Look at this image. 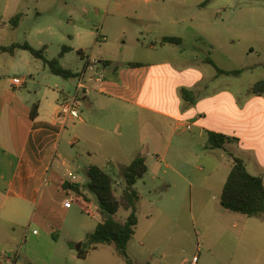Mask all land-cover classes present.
Returning a JSON list of instances; mask_svg holds the SVG:
<instances>
[{"label":"rangeland","instance_id":"obj_1","mask_svg":"<svg viewBox=\"0 0 264 264\" xmlns=\"http://www.w3.org/2000/svg\"><path fill=\"white\" fill-rule=\"evenodd\" d=\"M107 2L0 0V47L28 43L38 51L44 50L46 60H57L61 67L72 72L81 70L88 60L112 59L113 64L125 66L133 59L130 47L135 45L140 28L131 23L111 24V19L104 21L102 16L91 13ZM18 14L23 16L15 25L11 21ZM194 21L196 32L206 35L208 44L190 41L186 48L211 58L219 68L242 70L240 76L220 79L246 100L248 89L264 81V0H216L207 10L197 12ZM119 48L124 53L117 52ZM102 52L108 56H101ZM204 67L213 76L217 74L212 66ZM15 77L25 79L26 86L21 91L26 96L39 90L41 99L45 85H50L82 101L84 91H77L79 76L69 79L55 76L43 59L29 51H0V82ZM261 120L264 116L243 126L250 133L242 154L235 156L246 161L251 173L257 172L249 162L252 152L247 149L256 147L264 154ZM96 121L105 129L99 133L104 147L98 154L90 158L80 146L66 148L70 165L77 169L75 174L82 185L89 180L88 168L95 165L113 174L120 194L125 188L122 168L139 155L148 165V173L135 186L139 194L138 226L128 244L133 264H264V216L249 218L221 206L225 177L232 162L225 151L205 148L207 141L193 138V130L182 135L186 146L183 150L177 148L175 139L168 154L158 156L154 148L157 142L151 141L152 136L160 129L165 147L169 126L143 120L150 122L144 128L146 138L141 139V125L136 118ZM73 126L74 123H69L68 130L74 136L77 128ZM227 151L233 153L231 147ZM83 194L84 201L92 205L83 207L75 202L67 213L54 217L52 226L38 222L26 234L23 256H28L33 264H126L114 245H99L86 258H78L81 247H89L88 235L103 220L93 205L98 206L95 197L87 190ZM130 214L120 210L114 219L124 222Z\"/></svg>","mask_w":264,"mask_h":264},{"label":"crops","instance_id":"obj_2","mask_svg":"<svg viewBox=\"0 0 264 264\" xmlns=\"http://www.w3.org/2000/svg\"><path fill=\"white\" fill-rule=\"evenodd\" d=\"M207 1L108 0L104 6L95 7L91 12L95 17L102 16L104 21L109 18L111 24L131 23L140 28L135 45L130 47L133 59L129 63L139 66L113 64L112 59H100L103 63L96 65L88 60L81 70L74 72L77 76L84 72L86 76L78 119L59 114L58 105L66 96L65 90L61 93L45 85V94L39 99V90L29 92V96L22 93L25 79L21 87L13 85L17 77L0 82V264H7V259H14L16 264H33L21 252L31 228L38 222L52 226L54 217L73 208L64 207L70 198L83 207L89 204L65 189L69 183L67 174L77 172L70 165L66 148L80 146L90 158L98 154L104 147L99 133L105 129L96 120L136 118L141 125V139L146 138L143 132L150 122L143 120L169 126L165 147L160 129L152 136L151 141L157 142L154 148L158 156L168 154L175 139L177 148L183 150L186 146L181 137L186 131L194 130L193 138L207 141L205 148L209 146V132L222 134L232 140L219 149L232 159L229 162L232 169L233 157L242 154L250 133L243 126L264 116V96L247 92L248 98L242 99L222 84L220 77L225 75L213 76L204 67L207 57L186 48L190 41L208 44L206 35L196 32L194 21L197 12L207 10L216 0L205 4ZM125 30L123 27L122 31ZM165 37L181 38L183 43L162 45ZM118 51L124 53L120 48ZM106 54L102 52L101 56L107 57ZM35 100L39 102V110L33 119ZM69 123L77 128L74 136L68 130ZM247 150L252 152L249 162L257 173H251L246 161L239 158L252 175L264 181V154L252 146ZM93 205L100 213L99 207Z\"/></svg>","mask_w":264,"mask_h":264},{"label":"trees","instance_id":"obj_3","mask_svg":"<svg viewBox=\"0 0 264 264\" xmlns=\"http://www.w3.org/2000/svg\"><path fill=\"white\" fill-rule=\"evenodd\" d=\"M208 0L205 4L209 3ZM262 1V0H256ZM22 14L16 15L12 23L17 25L22 18ZM181 38L165 37L161 44H171L181 46ZM15 50L29 51L33 56L43 59L51 73L65 79L77 77V74L61 67L57 60L48 61L44 57V50H36L28 43L18 44L11 48L0 47L3 53ZM205 62L211 65L218 75L240 76L242 70L225 71L216 66L211 58H206ZM108 64V63H107ZM130 67H138L139 64H128ZM248 93L251 95L264 96V81L254 84ZM39 102L34 103L31 110V117L34 119L38 115ZM210 150L224 149L226 144L232 141L230 138L213 132L208 133ZM232 157V156H231ZM148 173L146 159L139 155L129 165L122 168V177L125 181V188L118 194L116 181L113 174L98 166H91L88 169V182L86 185L67 183L65 189L75 192L80 197H84L83 191L90 192L96 200L103 220L98 223L95 231L88 235V248L81 247L78 258H86L90 250H95L99 245H114L116 252L122 257L126 264H133L128 254V244L135 235L138 226L136 203L139 194L135 188L138 180ZM221 206L234 213L245 215L249 218H262L264 216V181L259 176L252 175L244 161L233 157V165L228 179L225 183L220 198ZM120 210L131 212L129 217L120 222L114 219Z\"/></svg>","mask_w":264,"mask_h":264},{"label":"built area","instance_id":"obj_4","mask_svg":"<svg viewBox=\"0 0 264 264\" xmlns=\"http://www.w3.org/2000/svg\"><path fill=\"white\" fill-rule=\"evenodd\" d=\"M93 63L97 65V64L103 63V61L95 60L93 61ZM85 80H86L85 73L84 72L80 73L79 81L77 85L78 92H82L85 89L84 88ZM13 85L16 87H21L24 85V80H22L21 78H15L13 80ZM80 104L81 103L78 100L77 96L76 97L65 96L64 98H62V100L60 101L58 105L59 114L63 116L64 118L78 119L80 117V109H79ZM188 129H190V126H188ZM67 177L69 179V182L71 183H76L78 181L77 175L72 172H69L67 174ZM74 203H75V200L70 198L64 203V207L67 209H70L72 208ZM33 234L37 235L38 231L34 230ZM7 264H16V262L14 261V259H7Z\"/></svg>","mask_w":264,"mask_h":264}]
</instances>
